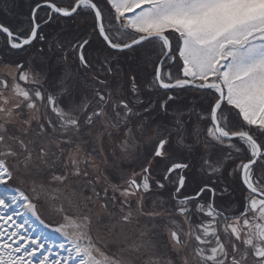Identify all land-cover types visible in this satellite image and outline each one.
Wrapping results in <instances>:
<instances>
[{
    "label": "snow or ice",
    "instance_id": "obj_1",
    "mask_svg": "<svg viewBox=\"0 0 264 264\" xmlns=\"http://www.w3.org/2000/svg\"><path fill=\"white\" fill-rule=\"evenodd\" d=\"M29 13L0 21L28 54L0 72V264H264V0Z\"/></svg>",
    "mask_w": 264,
    "mask_h": 264
},
{
    "label": "rangeland",
    "instance_id": "obj_2",
    "mask_svg": "<svg viewBox=\"0 0 264 264\" xmlns=\"http://www.w3.org/2000/svg\"><path fill=\"white\" fill-rule=\"evenodd\" d=\"M30 3H31V0H0V6L5 16L3 18L4 22L9 24L11 27H13L16 30H20L21 28H26L27 21L25 19V16L23 15V12H21V8L27 6V4H30ZM40 15L43 16L44 13L41 12ZM71 23L72 22L69 21V24ZM76 23H79V21L77 20ZM74 27L75 25H72V28ZM59 30L60 29L56 27H54L53 29H48V31H59ZM5 39L6 37H3L2 35H0V72L4 71V65L9 63L10 61L23 60V59H26L28 56L27 53L16 52L13 54L8 51H4L3 49L5 46ZM104 147L107 148L110 152L113 145L111 142L105 141ZM117 163H119V161H117ZM127 171L131 172V167L127 168ZM113 179H115V177H113ZM187 191L189 194L191 193V185H189V188ZM209 197H210V194H209ZM209 197H205V199ZM234 198L237 201L241 199V193L239 190L236 191ZM149 203H151V201ZM41 214L46 222L51 221L53 219V217H51L49 213L46 211L42 210ZM29 219L32 223L36 224L37 227H40V225L36 221L32 220L31 217H29Z\"/></svg>",
    "mask_w": 264,
    "mask_h": 264
},
{
    "label": "trees",
    "instance_id": "obj_3",
    "mask_svg": "<svg viewBox=\"0 0 264 264\" xmlns=\"http://www.w3.org/2000/svg\"><path fill=\"white\" fill-rule=\"evenodd\" d=\"M29 5H30V4H27V6L21 8V12H23V15H24V16H26V14H30V13H29ZM4 17H5V16H4V13H3L2 8H1V6H0V21H3V22H4V20H3ZM5 23H6V22H5Z\"/></svg>",
    "mask_w": 264,
    "mask_h": 264
}]
</instances>
